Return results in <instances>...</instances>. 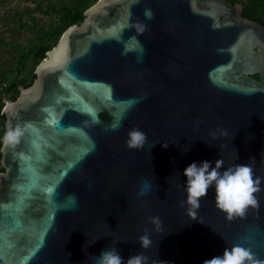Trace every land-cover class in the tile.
<instances>
[{
    "label": "water",
    "instance_id": "95a60500",
    "mask_svg": "<svg viewBox=\"0 0 264 264\" xmlns=\"http://www.w3.org/2000/svg\"><path fill=\"white\" fill-rule=\"evenodd\" d=\"M241 11L229 0H96L62 33L3 106L6 132L35 133L15 147L27 162L0 148V264H95L113 245L124 264L137 253L203 264L235 244L264 261V25ZM133 127L147 134L141 150L126 147ZM217 159L252 166L258 208L228 220L214 188L199 208L186 203L180 173Z\"/></svg>",
    "mask_w": 264,
    "mask_h": 264
},
{
    "label": "clouds",
    "instance_id": "9594fccd",
    "mask_svg": "<svg viewBox=\"0 0 264 264\" xmlns=\"http://www.w3.org/2000/svg\"><path fill=\"white\" fill-rule=\"evenodd\" d=\"M145 16L150 19L152 16L151 11H146ZM138 30L144 31V26H139ZM136 102L135 100H130L127 102V105L128 107H132ZM122 118L121 116L120 119ZM92 122L94 124L101 123L95 111L92 113ZM110 127L111 130L119 128V120ZM30 129L35 133L30 124L17 125L15 128H9L3 138L0 139V144L13 150V154L23 162L30 160V156L24 152L16 153L15 147ZM212 135L215 138L216 134L213 133ZM220 135L226 136L227 132L220 130ZM147 142V134L138 127L131 128L125 140L126 147L132 150L143 149ZM29 143L33 150L39 151L41 149L39 137L31 140ZM167 146V142L162 144V147ZM180 175L184 177L183 188L186 194V203L193 210L199 208L201 198L208 196L209 189L212 188L215 190V206L226 215L228 220L244 216L249 208L255 209L259 207L255 194L262 190L261 178L254 176L253 168L249 164H235L224 168L222 159H217L214 163L208 160L193 161L183 169ZM153 184L154 176L153 180H142L137 191V196L142 197L146 195L151 191ZM158 187L156 185L157 190ZM47 191L51 193L53 189L48 188ZM67 199L72 208L77 206L75 195H70ZM192 217L195 219L194 211ZM149 220L157 226L162 224L158 216L150 217ZM138 242L143 248L149 247L152 243L147 234L139 237ZM95 264H124V262L115 245H113L95 257ZM126 264H147V257L142 253H137L130 256ZM203 264H264V261L257 259L250 248L235 244L231 247H225L220 255L205 260Z\"/></svg>",
    "mask_w": 264,
    "mask_h": 264
},
{
    "label": "trees",
    "instance_id": "16d2710c",
    "mask_svg": "<svg viewBox=\"0 0 264 264\" xmlns=\"http://www.w3.org/2000/svg\"><path fill=\"white\" fill-rule=\"evenodd\" d=\"M5 0H0V6ZM38 1V0H37ZM36 1V2H37ZM96 0H48L46 5L38 11L47 15H54L48 23H37L35 12H28L26 18L18 12L8 14L13 23L7 32L16 36L15 29L22 26L29 34L24 43L15 40L6 41L4 34H0V139L6 133L5 114L3 106L8 100H15L19 95V86L30 85L36 74L35 68L59 40L62 33L72 24H79L84 18L85 10ZM242 5V15L264 25V0H229ZM38 4V2H37ZM7 11H5L4 14ZM12 13V11H9ZM31 19L30 22H27ZM23 22H25L23 24ZM29 31V32H28ZM11 38V37H10ZM258 78V75H254ZM2 144H0L1 148ZM1 155V154H0ZM3 168L0 166V171Z\"/></svg>",
    "mask_w": 264,
    "mask_h": 264
},
{
    "label": "rangeland",
    "instance_id": "374dc122",
    "mask_svg": "<svg viewBox=\"0 0 264 264\" xmlns=\"http://www.w3.org/2000/svg\"><path fill=\"white\" fill-rule=\"evenodd\" d=\"M5 0L3 5L0 6V34H4L6 37V41L15 40L16 38L24 43L30 37L26 30H23L22 26H17L15 29L16 36L11 35L7 32L8 27H11L13 23L9 20L8 14L14 15V13L18 12L22 17L26 18L28 16V12H35L32 15L36 16L37 23L41 25H45L48 23V20L54 15H47L45 12L40 11L48 0ZM7 11V14H4ZM12 11V13H9ZM31 19H28L27 22H30ZM25 22H23L24 24ZM29 32V31H28ZM11 37V38H10Z\"/></svg>",
    "mask_w": 264,
    "mask_h": 264
}]
</instances>
